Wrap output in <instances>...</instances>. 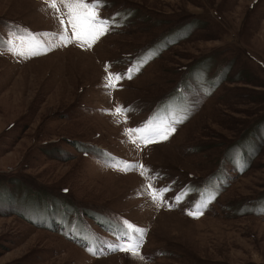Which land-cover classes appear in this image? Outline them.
<instances>
[{"label":"rangeland","instance_id":"rangeland-1","mask_svg":"<svg viewBox=\"0 0 264 264\" xmlns=\"http://www.w3.org/2000/svg\"><path fill=\"white\" fill-rule=\"evenodd\" d=\"M104 3L91 48L22 58L18 28L71 38L65 10L0 0V264H264V0ZM149 121L181 122L126 134ZM125 221L139 256L88 250L129 243Z\"/></svg>","mask_w":264,"mask_h":264},{"label":"snow or ice","instance_id":"snow-or-ice-1","mask_svg":"<svg viewBox=\"0 0 264 264\" xmlns=\"http://www.w3.org/2000/svg\"><path fill=\"white\" fill-rule=\"evenodd\" d=\"M46 4L50 9L55 10L57 13L60 12V8L65 11L63 15L67 16V23L71 27V38L68 36V30L64 27L65 20L59 18V24L61 26V31L58 33H32L30 30L17 29L14 33L13 38L7 41L8 51H11L14 55H18L22 58H31L33 56H39L46 54L51 51L54 47L59 45L51 44L49 45L44 40L40 39L41 36H58L60 44L67 46L69 43H76L78 46L84 48H91L92 45L99 40L107 31L110 30L109 18H104L102 12L100 11L104 6V0H45ZM105 71H108V66H106ZM124 78L121 73L108 72L105 79L106 88H114L119 80ZM128 78H131L128 76ZM114 114H120L125 111L120 106H117L114 110ZM181 121H165L158 124H153L151 121L144 124L143 126L136 129H127L126 134L137 135L143 140L145 144L156 142L155 138L159 140H166L171 132L175 131V123ZM134 167L133 165H124V170H128ZM143 167V166H141ZM153 200L157 199L156 192L151 193ZM162 198V197H161ZM189 215L198 216L202 212L197 209L194 212H189ZM125 231L122 233L126 237L129 243L118 246V245H105L101 242L96 249H88L90 252L95 254L97 251H101L104 247H108L112 250H120L130 253L134 256H139V245L132 243L133 237L132 233H135L137 237L143 235V229L135 227L131 223L124 222Z\"/></svg>","mask_w":264,"mask_h":264},{"label":"water","instance_id":"water-1","mask_svg":"<svg viewBox=\"0 0 264 264\" xmlns=\"http://www.w3.org/2000/svg\"><path fill=\"white\" fill-rule=\"evenodd\" d=\"M258 142H264V134H263V137H261L259 140H258ZM259 146V145H258ZM245 146H243V147H241L240 149H242L240 152H235L236 154L235 155H237V156H240V161L241 162H245L243 165H242V169L240 170V171H243L248 165H249V160L253 157V156H255V151L253 150V149H251L250 147L248 148V149H243ZM239 149V150H240ZM244 150H246L247 152L245 153L246 155H248V159L246 158V155H245V157L244 156H242V152L244 151ZM243 157V158H242Z\"/></svg>","mask_w":264,"mask_h":264},{"label":"trees","instance_id":"trees-1","mask_svg":"<svg viewBox=\"0 0 264 264\" xmlns=\"http://www.w3.org/2000/svg\"><path fill=\"white\" fill-rule=\"evenodd\" d=\"M217 83H218V82H217ZM246 152H247V151H246V150H244V151L242 152V154H244V153H246ZM245 155H246V154H244V156H245ZM221 180H222V179H221ZM221 180H220V181H221ZM221 192H222V191H221Z\"/></svg>","mask_w":264,"mask_h":264}]
</instances>
